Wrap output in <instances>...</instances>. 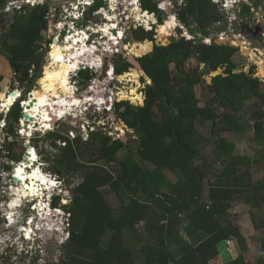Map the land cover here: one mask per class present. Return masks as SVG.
I'll list each match as a JSON object with an SVG mask.
<instances>
[{
    "label": "trees",
    "instance_id": "trees-1",
    "mask_svg": "<svg viewBox=\"0 0 264 264\" xmlns=\"http://www.w3.org/2000/svg\"><path fill=\"white\" fill-rule=\"evenodd\" d=\"M49 2L7 11L9 1L0 0L2 46L11 68L22 77L20 86L27 87L28 93L40 78L42 44L51 42L42 36ZM102 4L100 0L94 9ZM217 6L212 0H186L177 17L187 25L196 23V29L189 30L192 35L210 38L212 27L224 20ZM243 7V14H252L249 6ZM142 9L159 13L153 0H142ZM56 12L59 16L60 11ZM10 13L14 14L12 22L5 18ZM92 14L88 11L86 20ZM132 33L137 42L147 40L131 43V51L136 57L145 55L140 63L159 88L156 91L147 85L144 106L114 103L118 118L139 139L124 143L100 132L88 140L79 136L74 141L59 132L46 135L54 148H59L58 141L65 144L52 170L81 181L73 188L70 205L63 207L70 214V237L61 248V264H212L220 255V246L228 241L245 254L247 239L231 210L238 203L248 206L254 228L264 231V180H254L252 173L253 157L264 163V83L253 77L254 66L248 74L235 73L237 49L218 44L216 39L195 46L193 40L181 38L168 46L155 44L151 52L153 42L158 41L154 27ZM120 57L114 59L117 76L131 67ZM192 58L206 65L208 74L223 70L212 79L216 92L211 87L212 97L204 107L199 106L195 93L202 72L186 68ZM171 65H175V74ZM79 77L84 86L94 79L90 71L80 72ZM126 77L138 80L139 74L132 71L122 78ZM3 81L0 75V94ZM136 94H131L133 101L142 102ZM221 108L224 112L219 113ZM21 117L22 109L16 104L8 120L17 124ZM201 126L209 128L206 136ZM245 126L254 133L251 156L229 140ZM14 130L11 126L8 132L14 135ZM121 152L125 154L118 163ZM168 174L175 175L176 182ZM105 190L116 196L117 208L108 202ZM58 201L53 200V207H58ZM260 244L256 259L257 264H264V236Z\"/></svg>",
    "mask_w": 264,
    "mask_h": 264
},
{
    "label": "rangeland",
    "instance_id": "rangeland-1",
    "mask_svg": "<svg viewBox=\"0 0 264 264\" xmlns=\"http://www.w3.org/2000/svg\"><path fill=\"white\" fill-rule=\"evenodd\" d=\"M12 1L14 3H19L18 0H12ZM35 1L36 0H30V2L33 4L36 3ZM68 1L74 2L76 0H68ZM185 1L186 0H164L163 3L165 5V7L167 8V10L164 12L167 14V18H170V16H174V18H176L180 22V24L182 25V27L184 29L183 36L187 35V37H186L187 39H185V40H187V41L193 40L194 42H196L198 39L204 37V36L199 35V34L192 35L190 33V31H189L190 29H196V23L190 22V24L187 25V24H184L183 22H181L179 20V18L177 17V13L180 11V9H179L180 5H182L183 2H185ZM113 2H114V6H115L116 0H113ZM212 2L217 3V5H218L217 8L221 12V14H223L224 20L221 23H218L212 27V29H213L211 32L212 35L210 36V38H207V39L211 42H212V40L216 39V42L218 44H225V43H227L228 40L231 39L234 41L233 45H235V46L237 44H240V43H245V46L248 47V51L251 49L253 51V54H256L257 58L259 57V61L256 60L257 58L254 59L252 57V55L250 54L251 50L249 51L250 53L248 54L246 50H245V52H243L240 48V50H238V52L235 53L233 56V60L238 66L236 73L244 72V73L248 74L251 71L252 67L255 66L256 69H255V73H254L253 77L258 78L259 80L261 78H264V46H263V44H264V30L260 26V22H262L264 24V0H260V2L258 0H231V1L229 0V3L226 2V4L224 5L225 6L224 9H222L223 6H221L222 5L221 1L219 3V0H212ZM255 2H259L257 7H256ZM68 3L69 2H67V0H62V1L51 0V2H49L50 10H51V7L55 8V6H61V8L63 10L65 8V5ZM41 4H44V3L42 2ZM243 4H246L247 6H249L251 8L250 9V11L252 13L251 15H247L245 13L243 14V12H242L244 10ZM17 5L19 6L20 4H17ZM24 7H26V8L31 7L32 8L31 4H24ZM124 10L127 11V8H124ZM88 11L89 10H87L83 13L82 22L80 23V25L76 26L75 31L80 32V33L85 35V37L87 39V40H84L86 47L94 45V47L92 49H89L87 51V53H89V54L93 53L92 54L93 59L90 58V56L86 55L85 53H84L85 57L82 56V58H79V59L84 58L83 59L84 61L82 60V65L90 64V67H92L93 65H95V66L97 65L96 68H99V66L103 64V61L105 62V58H107V55L103 51V48H100L96 45L97 43H96V39H95L94 34L96 33V31L100 30L101 28L97 26L95 18H94V14H92V17L90 19L86 20L85 17H86V13ZM145 13H147V12H142V15L139 14V15L135 16L134 18L137 21L147 19V22L144 21L145 28H147L145 30H151L154 27V32L156 33V36L158 35V41L156 40L157 43L153 42V48L151 49L153 51L154 46H155V44H158L161 35L159 33V26L157 24V21L154 20L152 17H147V15ZM142 16L144 19L142 18ZM5 18H6V20H9L12 22L14 19V14L10 13V14L6 15ZM149 20H152L153 24H155V25L150 26ZM160 21H161V18H160ZM166 21H167V19L165 21L164 20L162 21L163 25H165ZM98 22H99L98 25L103 26V29L100 30L99 32L102 31L101 33L106 34L105 28L108 27L109 25L106 24L105 22L100 24V20H98ZM116 23H117V20H116ZM219 28H220V30H219ZM50 29L49 30L47 29V32L49 33V35L51 34L50 32L55 33V36L51 34V36L55 37V38H49V40L52 39V42L54 44L52 43L49 51H48L49 46L47 47V50H45L44 47L42 46L43 50L41 52L44 54L43 67L40 71V78L35 82V85L37 86V84H39V87H36L34 85L33 90L30 93H28L27 87L20 86L22 83L21 82L22 77L19 75H16L14 73V70L10 66V63L7 59V54H6V52L2 46L3 33L0 30V75L3 76V78H4V81L1 83L0 103L3 102L6 99V97L15 90L19 91L20 97H22L21 100L28 99L29 95H31L32 92L41 91L42 83L49 81V78L47 76V70H48V67H50V63L52 61L53 56L55 55V50H56V48H58V45H59L58 36L56 35L59 32H54L53 30H50ZM183 29H181V30H183ZM116 30H120V28L112 30V33L114 35L111 34V36H109L110 39L113 40L114 37L117 38ZM176 31L177 30L171 32L170 35L175 34L179 40V39H181V35H179L178 32H176ZM45 35H46V32H42V36L44 37ZM156 39H157V37H156ZM208 40L203 39V41H208ZM128 41L130 43H134V42L135 43H144L141 41H139V42H137L136 40L134 41L131 36H128ZM64 43H66V42H62L61 45H64ZM162 44L164 45L165 42ZM46 45H47V42L45 41L44 46H46ZM102 45L104 46V42L102 43ZM159 45H161V44H159ZM124 47H127V44ZM130 49L131 48L124 49L126 56H123L122 58H125V60H129L130 58L132 59L136 55L139 56L137 53H135V51L133 52V51H131L132 49L131 50ZM132 54L135 56H132ZM140 56H142V55H140ZM97 57L100 58L101 61H96ZM114 59H116V58H113V60L110 61V64L115 67V60ZM201 65L202 64L199 63V60L197 58H192L186 63V66H187L186 68L191 69V71H195L198 68L200 71H202ZM79 68H81V67L79 66ZM170 68L173 71V73L175 74L176 73L175 65H171ZM81 69H83V67ZM92 71H94V70H92ZM132 71H136L139 74L138 80H136V81L135 80H129V79L127 80V77L124 79L122 78L123 76H126L127 74L131 73ZM219 71L223 72V70H219ZM77 72L78 71H76V73L75 72L72 73L71 74L72 76L70 77L71 86L73 88H75L74 86L76 85V83L79 84V82H80V77H78V78L75 77L76 74H78ZM142 72L143 71L139 70L136 66L133 65V67H131L127 73H124V74L118 76L113 84L108 83L111 80H113L114 75L112 73H111L112 74L111 76H108L107 80H105L103 83H100L96 80L101 75V73L96 72L97 75H96V79L94 82H91V83L89 82L86 86L78 85L79 86L78 87L79 93L78 94L75 93L77 95L76 96L77 99L75 98L78 101L77 103L71 104L68 101L69 99L68 100L66 99V101H65L66 107H64L62 105V103H60V102H59L58 107L53 105L54 102L52 103V108L50 109V110H52V112H54V113H62L63 112V115H61L59 120L64 119V117L72 115V117H68L67 121L63 120L62 122H59L58 124L53 125L52 128H50L51 130H49L48 132H43V133H39V134H38V132H40L39 130L42 129V125L39 122L40 119H39V121L33 120V121H29L28 123L26 121H24L23 127L28 126L29 130L31 129L32 123H35L34 125H32V128H34L32 134H31L32 137H29L31 135H28V132L23 131V127H22V133L21 134L24 136H27V138L22 139V137L19 138V137L14 136V142L8 148V150H10L12 148L10 156H12V157L21 156L24 159L25 153L27 151L26 145L29 144L31 149L33 147H35V145H37V148L36 147L35 148L38 152L40 161L42 162V164H44L43 170L45 172H47L48 174L52 175L53 177L55 176V178H59V180L64 182V184H65V186L58 188L56 192L58 194H65L67 192V187L69 189H71V187H72L68 196L67 197L61 196V200L59 199V201H58V204H59L58 207L61 210H59V209H58V211L50 210L49 208H47V206L45 204H43V205L40 204L39 210L41 212V217L38 218L36 212L34 214L31 213V211L27 212V215H29V216L34 215L32 218L37 219L34 221L36 223L33 222V226L31 229L32 235H33L32 237L35 236L37 240L33 245L29 241H26L24 239L22 240V242H23V245L25 246L26 249H28V247H31L30 250L32 252H34V253L38 252L39 253L40 260H41L42 264H47L45 261L46 258L48 256L52 257V255H53V259H54L55 264H61V262H62L63 256L61 254V250H62L61 248L64 244V241L66 239H68L69 232L67 230V227L70 224V223H67V220L70 219L69 218L70 214L68 211H65V209L63 207L65 206L66 203H67V206L70 205V203L73 200V196L75 194V192L73 191V188L76 184H79L81 182L77 178L70 180L66 176H62L59 173L54 172L52 170L53 167L55 166V160H56L55 158L57 155H59L62 152L60 150V148H63V146H65V144L58 141L57 144L59 145V148H54L51 145V141L46 137V135L50 132H59L61 135L68 137L71 141H74L79 136L82 137L83 140H88L89 136H91V134H95V133L100 132V133H104V135L112 137L114 140L116 139V137H120V136H123L124 138H126L127 141H129L131 139H137L138 140L139 136H137L134 131L130 130L129 128H126V124H124L123 121L118 118V116L115 113L114 108H112L110 111L104 110L103 106H101V105L103 104L104 100L107 103L108 99H110L111 105L112 104L114 105V102L129 101L134 106H144L145 97H146L145 93H146L147 85L149 83V77L145 76L144 73H142ZM110 77H112V78H110ZM212 78H213V74L207 75L205 78L203 77L202 82L199 83L195 87L196 98L198 100L199 106H201V107H204L212 97V95H211L212 92L209 90L208 86L206 85V83L203 80L206 79L207 81H209L208 83H210V85H212V82H211ZM143 79L145 80L144 83H143ZM101 84H104V85H101ZM111 85H113V88H110ZM75 90H76V88H75ZM108 91H111L112 94H107V96H106V93ZM132 91L138 92L136 95L140 96L143 99L142 102L138 101V100L133 101L134 97L132 96L133 94L131 95ZM88 93L90 95H85ZM82 95H85V96L83 97ZM20 97H17L16 100L18 101V99ZM89 98H90V100H89ZM52 99L56 100L54 98H52ZM92 104L94 105L93 107H91ZM13 105H14V103H13ZM249 106H252V104H250ZM100 108H102V109H100ZM4 110H5V112L8 113L9 109L6 110L5 108H0V118H3L4 113H3V115L1 113ZM27 112H28V110H27ZM222 112H224L223 109L222 108L219 109V113H222ZM9 114H10V112L8 113V116L6 119L7 120V128L9 130V127L14 126L15 127L14 133L18 134V131H19V129L21 130V128H18V124L12 123V122H10V120H8ZM5 115H6V113H5ZM245 118H247V123H249L248 122L249 116H245ZM252 124H254L253 121H252ZM89 126H91L93 128L89 129ZM201 128H202L201 131L203 132L201 134L206 136L209 132V128L207 126H201ZM253 136H254V133H253L252 128L245 126L243 131L241 132V134H239L238 136L230 135L229 140L234 141L238 145L240 152H242L243 154H248L251 156L253 154V151H252ZM124 154H125L124 152L120 153V155L118 156V163L124 157ZM0 156H3V152L0 153ZM0 163H1V161H0ZM83 163L86 166H88L87 160H83ZM263 164L264 163L262 161L253 157L252 173H253L254 180H264V165ZM33 170L34 169L32 168V170H28L27 172L29 174H31ZM70 176H73V175L70 174ZM168 176H169L171 181L176 182L177 177L175 175L168 174ZM8 183L10 184L9 181H8ZM19 183H21V180ZM51 187H52V185H51ZM46 189H47V187H46ZM105 191H106L105 195H106L108 202H110V204L114 208H117L119 205V202H118L116 196L108 190H105ZM14 198H15L14 195L9 194L7 197V203L10 200L12 202V200ZM11 202L9 204L10 208L12 207ZM231 211L236 212V215H234L235 219H236V225L239 226L240 230L242 231V233L245 235V237L247 239L248 251L245 254H240L236 248V245L233 242L228 241V242H226L220 246V255L216 260H214L212 262V264H257V259H256L257 251L259 250V248L261 246L260 239L264 236V231L263 230H257L254 228L252 221H251L250 212H249L250 208L248 206H245L243 203H238L237 206L235 208H233V210H231ZM2 212H4V213L8 212L6 205H5V207L2 208ZM21 214H23V209H18L16 218H20ZM262 215L264 216V210L262 212ZM22 218H24V215H22ZM42 219H43V221H42ZM1 222L3 223L2 219H0V223ZM62 223L63 224L65 223L64 226L62 225ZM40 226H42V227H40ZM4 229H5V227L3 226V228H2L3 232H4ZM55 229H57L56 232H55ZM138 229L140 230V233L144 231V228L142 227V225L138 226ZM191 229H192L193 233L196 232V231H194L193 228H191ZM17 232H18V230H15L13 228L12 230H10L6 233L11 234L12 236L16 237ZM6 233H4V234H6ZM194 236L196 239L197 234L194 233ZM190 240H191V238H190Z\"/></svg>",
    "mask_w": 264,
    "mask_h": 264
},
{
    "label": "bare ground",
    "instance_id": "bare-ground-1",
    "mask_svg": "<svg viewBox=\"0 0 264 264\" xmlns=\"http://www.w3.org/2000/svg\"><path fill=\"white\" fill-rule=\"evenodd\" d=\"M216 5H217V3H216ZM136 7H137V3H136ZM166 10H167V8L164 9V11H166ZM131 11L133 14H136L140 10L136 11L135 9H132ZM143 12H145V11H143ZM136 16H137V14H136ZM147 17H150V15H147ZM260 26L264 30V24L262 22H260ZM181 29H183V27L180 24V22L176 18H174V16H170V18L167 19L165 25H163L159 31V33L161 35L160 40H159L160 44H162L166 41L169 44H171V42L168 41L171 38V36H175L176 41H177L178 38L175 34L170 35L171 32H173L175 30L180 31V32H178V31H176V32H178V34L181 35V38L187 39L186 38L187 35L183 36L184 29L183 30H181ZM100 30H102V29H100ZM110 30L111 29L109 26L106 27L105 33L109 34ZM75 33H76V36L72 37L69 41H66V43H64V45H60V44L58 45V48H56V50H55V55L53 56L52 61L50 63V67H48V70H47V76L49 78V81L42 83L41 91L32 92V94L30 95V98H29V100L32 98L33 99L35 98L36 103H35L34 107L26 113H29L30 116H32L34 121H39V119H40L39 122L42 125L43 130H50V128H52V126L54 125L55 121H59V118L61 117V115H63V112L62 113H54V112H52V110H50L52 108L53 102H54L53 105L56 107H58L59 102L62 103V105L64 107H66L65 106L66 99L67 100L69 99L68 101L71 104H75L78 102L76 100L77 97L75 95V88H73L71 86L70 77L72 76L71 75L72 73L79 71V66L82 65V60L84 58L83 59H79V58H82V56L85 57L84 53L86 52V50H85L86 46H85L84 40H87V39H86L84 34L77 32V31H75ZM203 39L208 40L207 37H205V38L203 37ZM73 40H74V42H72ZM210 42L211 41H209V40L203 41V43H206V44L210 43ZM233 42L234 41L230 39L225 44L231 46V45H233ZM236 46L240 47L243 52H245V50H246L248 54L250 53L249 51L251 49L248 51V47L245 46V43H240V44H237ZM127 48H131V46L128 45ZM250 54L252 55V57L254 59L257 58V55L253 54L252 50H251ZM132 56H135V55L132 54ZM256 60L259 61L258 58ZM96 61H101V59L97 57ZM95 67H97V65ZM109 71H110V69H109ZM129 80H135V79L131 78ZM208 82L209 81H207V83ZM131 94L135 95L136 91H132ZM17 97H20L19 91L15 92L14 97H12L11 94H9L6 97V99L0 103V108H5L6 110L10 109V107L13 105V103L14 104L16 103ZM52 98H54L56 100H53ZM29 100L27 99L26 101L28 102ZM89 100H90V98H89ZM26 104H23L24 108L26 107ZM34 124L35 123H32V125H34ZM32 125H31L32 130L31 129L29 130V127L26 126V127H28V130H25L26 127H23V131L28 132V135H31L33 132V129H34V128H32ZM30 149H29V152L31 153V156L25 157L24 164L19 166L18 170L15 171L17 174L16 176H17L19 182L21 180V183H19V187L17 186L18 187L17 189H16V187L12 189L13 195L15 196V198L11 202L12 207L10 208L8 206L9 215H10V217H8L9 221H12L13 218H16L17 210L21 207L22 200L25 197H40L41 202L39 203V205L40 204L43 205V201H42V197L44 196L43 191L45 190L46 187H47V189H50L51 185H53V183H50L48 181L47 177L45 175H43L39 169L35 168V166H32V164L36 160V153L32 149L31 150ZM27 168H30L28 170H32V168L34 170L32 171L31 174H29L26 170ZM39 205H38L36 211L32 210V212H34V213L37 212L38 218L41 217ZM33 221L34 220H30V222L26 226V230H24L27 233V237L29 239H31V237H32V230L31 229L33 226ZM42 221H43V219H42ZM40 227H42V226H40Z\"/></svg>",
    "mask_w": 264,
    "mask_h": 264
},
{
    "label": "clouds",
    "instance_id": "clouds-1",
    "mask_svg": "<svg viewBox=\"0 0 264 264\" xmlns=\"http://www.w3.org/2000/svg\"><path fill=\"white\" fill-rule=\"evenodd\" d=\"M39 1V2H38ZM102 1V0H101ZM220 1L222 2V5L221 6H223L222 7V9H224V5L226 4V2L227 3H229V0H219V3H220ZM231 1V0H230ZM23 2V1H22ZM36 3H31V2H29V3H27V4H31V6L32 7H34L37 3H46V0H36L35 1ZM78 3L77 4H73L72 6H70L69 5V3L68 4H66L65 5V8L62 10V12L60 13V17L58 16V15H54V10H52L53 9V7H51V10L49 11V14H48V16H47V27L42 31V32H44V31H47V29L49 28V27H51L54 31H56V32H59L58 33V35H60V38L58 37V42H66V40H67V37L69 36V37H75L76 36V33H75V28H76V26L78 25V23L81 21V19H82V16H83V13L85 12V11H87L88 9H89V7L90 6H92V4L93 3H96V5H97V3L98 2H100V0H78L77 1ZM122 2V1H121ZM103 5V4H102ZM236 5V4H235ZM24 6V5H23ZM106 7H108V12H106L104 9H105V7H103V6H100L99 8H97L96 10L95 9H93V14H94V17H98L99 18V20H100V24H102L103 22H105L106 24H108L109 25V23H110V20H108V18H110L111 20H112V22H115V20L112 18V15H114L115 16V14L117 13L116 12V10H114V11H112V9H111V7L109 6V5H106ZM23 8V7H22ZM74 8V9H73ZM101 9H103V11H101ZM54 21H56V25H55V28H53L52 26H51V24H52V22H54ZM95 21H96V18H95ZM121 22L122 21H120V22H117V23H119L118 25L121 27V31H123V29H125L124 27H123V25H121ZM73 25V26H72ZM141 26H144V25H141ZM99 27L101 28V29H103V26H101V25H99ZM109 27H110V25H109ZM111 28V27H110ZM112 30H114V29H111L110 30V32L112 33ZM100 30H98V31H96V33L94 34V36H95V39H96V45L98 46V47H100V48H106L105 46V43H107V44H111V42H112V39H110L109 38V36H111V33L109 32V34H103V33H101V32H99ZM118 31H116V33H117ZM113 34V33H112ZM57 35V36H58ZM114 35V34H113ZM117 35V40H119V45H120V49H121V54H117V53H114L113 55H111L112 57L111 58H109V57H107L108 59H109V62H108V64H109V66H110V71H112L111 69L113 68H115L114 66H112L111 64H110V61H112L113 60V58H117V57H119V56H126L125 55V51H124V49H127V47H124V46H126V44H127V46L128 45H130L131 43L128 41V36H129V33L127 32V30H126V34L125 33H120V34H116ZM55 36V35H54ZM45 38H46V36H44ZM50 38H55V37H50ZM100 38V39H99ZM70 39H68V41H69ZM75 40V39H74ZM105 40V41H104ZM128 41V42H127ZM47 42V45L46 46H44V43L42 44V46L44 47V49L45 50H47V47L49 46V49H48V51L50 50V47H51V45H52V39H51V42L50 43H48V41H46ZM73 42V41H72ZM104 42V46L102 45V43ZM111 45H114V43H112ZM43 47H42V50H43ZM94 47V45L93 46H87L86 47V52H85V54L86 55H89L90 56V58H92L93 59V56H92V54L93 53H91V54H89V53H87V51L89 50V49H92ZM104 51V50H103ZM128 51V50H127ZM109 51H107V53H108ZM106 58V59H107ZM90 60V59H89ZM105 64V62L103 61V64L102 65H100L99 66V68H96L95 67V65H93L92 67H90V64H86L85 65V68L84 69H81L84 65H80V67L81 68H79V71L77 72L78 74H80V72H82V71H90V70H94V72L96 73V72H99L100 71V69H103V65ZM204 65V64H203ZM205 66V65H204ZM88 68V69H87ZM219 70H222V69H219ZM218 70V71H219ZM110 71L108 72V76H109V73H110ZM113 72H114V70H113ZM217 72V71H216ZM76 73V72H75ZM202 73H203V71H202ZM215 73V72H214ZM223 73V72H222ZM235 73H236V71H235ZM211 74H213V73H211ZM112 75V74H111ZM208 75H210V74H208ZM108 76H107V78L106 79H104V81L105 80H107L108 79ZM202 76H203V74H202ZM204 77V76H203ZM214 78V77H213ZM212 78V79H213ZM212 79H211V82H212ZM151 80V79H150ZM111 82V84H113L114 83V80H111L110 81ZM211 87H212V85H211ZM210 87V88H211ZM17 90H15V91H13V92H16ZM78 89L76 88V90H75V93H77L78 94ZM76 95V94H75ZM77 96V95H76ZM106 96H107V94H106ZM29 98H30V95H29ZM29 98H28V100H29ZM22 99V97H20L19 99H18V101L12 106V107H14L16 104H19L20 105V107H21V109H22V114L23 113H26L27 112V110L24 108V106H23V104H22V101H26L27 99H25V100H21ZM27 102V101H26ZM115 103V102H114ZM94 105L92 104L91 105V107H93ZM101 106H103V108H104V110H111L112 108H114V105L112 104H110V99H108V102L106 103L105 102V100L103 101V104L101 105ZM12 107L10 108V110H9V112L11 111V109H12ZM109 108V109H108ZM100 109H102V108H100ZM68 117H72V115L71 116H67V117H64V119H61V120H59V121H55V123H54V125H56V124H58L59 122H62L63 120H65V119H68ZM21 119H24L23 117H21ZM25 120V119H24ZM27 123L29 122V121H27V120H25ZM19 126H20V128H21V125H20V119L18 120V123H17ZM23 127V126H22ZM93 127H91V126H89V129H92ZM43 130V129H42ZM51 130V129H50ZM44 131V130H43ZM93 133V132H92ZM38 134H39V132H38ZM91 134V133H90ZM30 137H32V135L30 136ZM121 137H123V136H120V137H116V139H120ZM27 137H25V139H26ZM36 146V145H35ZM37 148V147H36ZM36 148L35 147H33V149L35 150V152H36V160H35V162L32 164V166H35L37 169H39L40 171H41V173L43 174V175H45L46 177H47V179H48V181L50 182V183H53V185H52V187L50 188V189H46L45 188V190L43 191V193H44V197H42V200H43V204H45L46 206H47V208H49L50 210H56V211H58V209H59V207H53V200L55 199V198H59V199H61V196H64V197H67L68 196V194L70 193V191H71V189H72V187H71V189H69L68 187H67V192L65 193V194H58L56 191H57V189L58 188H61V187H63V186H65V184H64V182H62V181H60L59 180V178H55V176L53 177L52 175H50V174H48L47 172H45L44 170H43V167H44V164H42V162L40 161V159H39V155H38V152H37V150H36ZM29 151V150H28ZM21 157V156H20ZM26 157V156H25ZM25 157H24V159H23V157H21V160H19L18 162H21V164L20 163H15V165H16V167L15 168H17V170H18V168H19V166H21L22 164H24V161H25ZM18 166V167H17ZM28 169H30V168H27L26 170L28 171ZM17 175V174H16ZM15 175V176H16ZM14 184L15 185H17L18 187H19V181L18 182H14ZM6 187H8V184L6 185ZM17 187V188H18ZM11 192H13V190H9V193H11ZM10 202H11V200L7 203H4V205L2 206V208L3 207H5V205L7 206V209H8V206H9V204H10ZM41 202V199H40V197H25L23 200H22V203H21V208H19V209H23V214H21L20 215V218H13V223L12 222H10L9 221V219H8V217H10V215H9V209H8V212L7 213H4V212H2V209H1V211H0V219H2L3 220V223H2V226H4L5 227V229H4V231L6 230V231H10V230H12L13 228L15 229V230H18V232H17V236L16 237H20L21 239H23V237L27 234L24 230H23V227H26L27 225H25L24 224V222L26 221V219H27V217H29V220H37V219H35V218H32L33 216H29V215H27V212H29V211H31V213H33L34 214V212H32V210H34V211H36V209H37V207H38V205H39V203ZM65 206H67V203L65 204ZM59 210H61V209H59ZM37 213V212H36ZM22 215H24V218H22ZM70 218V217H69ZM70 220V219H69ZM33 221V222H34ZM27 222H28V220H27ZM65 224V223H64ZM64 224L62 223V225L64 226ZM8 226V227H7ZM69 226L67 227V230H68V232H69ZM54 231V230H53ZM57 231V229H55V232ZM25 234V235H24ZM22 235V236H21ZM27 236V235H26ZM69 237H70V232H69V236H68V239H69ZM68 239H66L65 241H64V243L68 240Z\"/></svg>",
    "mask_w": 264,
    "mask_h": 264
},
{
    "label": "built area",
    "instance_id": "built-area-1",
    "mask_svg": "<svg viewBox=\"0 0 264 264\" xmlns=\"http://www.w3.org/2000/svg\"><path fill=\"white\" fill-rule=\"evenodd\" d=\"M8 1L9 3L7 6V11H10L13 7H16L17 9H22L24 4H27L30 2V0H22L23 2L21 1L19 3H14L12 0H8ZM121 1H124V0H121ZM17 4H20V5L18 6ZM101 11H103V9H101ZM112 11H114V9H112ZM120 11H122V8H120ZM123 16L127 17L124 11L121 12V17ZM112 18L114 20H117V17H114V15H112ZM108 20H110V23H109L111 27L110 29H117V28L121 29V27L118 25L119 23H116V21L112 22L110 18H108ZM120 20H123V19H120ZM116 31H118L117 32L118 34L120 33L126 34V29H123V31L121 30H116ZM58 37L60 38V35H58ZM68 39H71V37L68 36L66 41H68ZM112 43H114V45H111ZM111 44L105 43L106 48H103L105 54L107 55V57L109 56V58H111L112 57L111 55H113L114 53L121 54L119 40H117L116 37L113 38ZM107 51L109 52L107 53ZM84 68H85V65L83 66V69ZM111 70L112 71H110L109 76H111V73H113V68ZM108 83H111V82H108ZM8 113L5 112V110L2 111L1 114L3 115V118H0V153L3 152V156H0V161H1L0 163V198H2L4 194L13 195V192L9 193V190H12L15 187L17 189V186L14 184V180H13V176L16 175L15 171H17V168H15L16 167L15 163L17 162L13 161V157L10 156L11 151L8 150V148L14 142V136L19 137V138L22 137V139L23 138L25 139V137H27L21 134L23 121H25L24 119H20L21 130L19 129L18 134L14 133L13 135L8 132L7 120H6ZM32 150L35 151L33 148ZM26 152H29V151L27 150ZM18 163L21 164V162H18ZM8 181L10 182V184L8 183ZM7 184H8V187H6ZM3 205L4 203L0 204V211ZM10 222H13V220ZM29 222L30 220H28V223ZM67 223H70L69 219L67 220ZM2 228H3L2 223H0V264H42V262L38 260L39 253L32 252L30 250L31 247H28V249H26L22 242V240L24 239L26 241H29L33 245L37 240L35 236L29 239L26 236L27 234L26 235L24 234L25 236L23 237V239H21L20 237H14L11 234H7L6 232L8 231L6 230L3 232ZM23 230H26V227H23Z\"/></svg>",
    "mask_w": 264,
    "mask_h": 264
},
{
    "label": "flooded vegetation",
    "instance_id": "flooded-vegetation-1",
    "mask_svg": "<svg viewBox=\"0 0 264 264\" xmlns=\"http://www.w3.org/2000/svg\"><path fill=\"white\" fill-rule=\"evenodd\" d=\"M49 1H51V0H49ZM78 0H76V1H74V2H70V1H68L67 0V2H69V5L70 6H72L73 4H77L78 2H77ZM126 3V0H124V2L122 1L121 2V4H125ZM96 6V3H93L92 4V6H90L89 7V11H92L93 12V9H94V7ZM122 8V11H124V13L127 15V17L126 16H123V21L121 22V25H123V27L127 30V32L129 33V36H131L132 38H133V40L135 41L136 40V38H135V34H133L132 33V31L133 30H136L135 29V26H137V20H135V18H134V15L132 14V8H130V7H126V6H122L121 7ZM124 8H127V11H125L124 10ZM129 9H131V10H129ZM94 18H96V24H97V26L99 27V25H98V20H99V18L98 17H94ZM82 22V19H81V21L78 23V25H80V23ZM137 28V27H136ZM143 42V41H142ZM221 45H224V44H221ZM158 46H166V45H163V44H161V45H158ZM231 47H234V48H236L237 49V52H238V50H240V47H238V46H235V45H232ZM131 50V49H130ZM236 52V53H237ZM151 53V52H150ZM150 53H148V54H150ZM147 54V55H148ZM143 56H145V55H143ZM143 56H141V57H134L133 59H135V61H137V62H139V64H140V68H138L139 70L141 69L143 72L142 73H145L144 75L145 76H147V74H146V72H145V70H144V68H143V66H142V64L140 63V59L143 57ZM258 59H259V57H258ZM254 61V60H253ZM201 62V61H200ZM130 65H131V67H133V63H130ZM135 66V65H134ZM110 67V66H109ZM130 67V68H131ZM255 67V66H254ZM129 68V69H130ZM256 69V68H255ZM255 69H254V71H255ZM114 70V72H113V75H114V77H113V80H114V82H115V80L117 79V75L115 74V68L113 69ZM129 71V70H128ZM127 71V72H128ZM90 72H91V74L94 76V79L92 80V81H90V83L91 82H94L95 81V79H96V73L94 72V71H92V70H90ZM100 73H102V69H100V71H99ZM126 72V73H127ZM101 76V75H100ZM100 76L98 77V79L96 80V81H98V82H100V83H103L104 82V79L102 80V81H100L99 79H100ZM76 78H78L79 77V74H76V76H75ZM148 77V76H147ZM202 78H203V76H202ZM204 81V80H203ZM145 82V80L143 79V83ZM78 85H81L80 84V82H79V84L78 83H76V85L74 86L75 88H77L78 89ZM101 85H104V84H101ZM148 85H150V83H148ZM81 86H84V85H81ZM107 87V86H106ZM111 88V87H110ZM112 88H113V85H112ZM209 88V87H208ZM146 89V88H145ZM91 90V89H90ZM89 90V91H90ZM209 90L211 91V88H209ZM78 93H79V91H78ZM106 94H112L111 93V91H108ZM145 94H147V89H146V93ZM85 95H90L89 93L88 94H85ZM85 95H82L83 97L85 96ZM145 99H146V97H145ZM12 150V148L10 149V151ZM19 159H20V156H14L13 157V161L14 162H18L19 161ZM7 197H8V195L7 194H4L3 196H2V198H0V204L1 203H6L7 202ZM61 200V199H60ZM29 218L27 217V219H26V221L24 222V224L25 225H27L28 224V222H27V220H28ZM34 223H36V222H34ZM38 260H40V256H39V258H38ZM46 263L47 264H55L54 263V259H53V255H52V257H50V256H48L47 258H46ZM40 262H41V260H40Z\"/></svg>",
    "mask_w": 264,
    "mask_h": 264
},
{
    "label": "crops",
    "instance_id": "crops-1",
    "mask_svg": "<svg viewBox=\"0 0 264 264\" xmlns=\"http://www.w3.org/2000/svg\"><path fill=\"white\" fill-rule=\"evenodd\" d=\"M56 1V0H55ZM60 1H62V0H60ZM112 2V3H111ZM153 2L154 3H156L157 4V8H158V10H159V13L158 14H156V13H150L149 11H147V13H145L146 15H150V16H154V17H152L154 20H156L157 21V24H159L160 25V17H162V19L165 21L166 19H164L163 18V14L161 13L162 11H164V9H165V5H164V0H153ZM218 2V1H217ZM102 3H103V7H105V11L106 12H108V7H106V5H109L112 9H114V10H116V14H115V16L114 17H117V22H120V21H123V20H120V19H123V17H121V12L122 11H120V8L124 5H126V7H130V8H132V9H135L136 11H138V10H140V11H138L136 14L137 15H142V12H143V10H142V0H126V3L125 4H121V0H116V3H115V6H114V2H113V0H102ZM136 3H137V7H136ZM132 4V5H131ZM161 4H163L164 5V7L163 8H161L160 7V5ZM214 4H216V3H214ZM117 8H118V10H117ZM53 10H54V15L56 16L57 15V12L56 11H60V13L62 12V8H61V6H55V8H53ZM131 10V9H130ZM133 14V13H132ZM136 14H133L134 15V17L136 16ZM120 18V19H119ZM143 18V17H142ZM144 19V18H143ZM116 21V20H115ZM144 21H146V19H144V20H139V21H137V26H135V29L136 30H138V29H141V28H143L144 30L145 29H147V28H145V23H144ZM147 22V21H146ZM55 25H56V21H54V22H52V24H51V26L53 27V28H55ZM141 25H144V26H141ZM149 25L150 26H154L155 24H153V21L152 20H149ZM137 27V28H136ZM51 27H49L48 28V30L50 29ZM50 30H53L52 28L50 29ZM54 31V30H53ZM147 31V30H146ZM44 32H46V40L47 39H49L50 37H51V34L52 35H55V33H53V32H50L51 34L49 35V33L47 32V31H44ZM54 32H56V31H54ZM56 35H58V34H56ZM142 42V41H141ZM143 42H147V40H145V41H143ZM135 43V42H134ZM59 44L61 45L62 44V42H59ZM157 46L159 45V44H156ZM155 45V46H156ZM225 45V44H224ZM154 46V47H155ZM226 46H228V45H226ZM154 50V49H153ZM152 51V50H151ZM147 55V54H146ZM120 58H122V57H120ZM131 59V58H130ZM130 59L129 60H127L129 63H130ZM133 59V58H132ZM199 63H200V61H199ZM201 64V63H200ZM203 64L201 65V67H202V71H203ZM196 72H202V71H200L198 68H197V70H195ZM203 74V73H202ZM149 83H150V78H149ZM64 121H67V119H65ZM40 132L39 133H43V132H48L49 130H39Z\"/></svg>",
    "mask_w": 264,
    "mask_h": 264
},
{
    "label": "water",
    "instance_id": "water-1",
    "mask_svg": "<svg viewBox=\"0 0 264 264\" xmlns=\"http://www.w3.org/2000/svg\"><path fill=\"white\" fill-rule=\"evenodd\" d=\"M18 1L21 2L22 0H18ZM161 13L163 14V18H164V19H168V18H167V14H166L164 11H162ZM177 31L180 32L179 30H177ZM168 41L171 42V43H174V42L176 41V37H175V36H171V38H170ZM158 44H160V42H159ZM202 44H203V38H200V39H198V40L195 42V46H199V45H202ZM164 45L168 46V45H170V44H169L168 42H165ZM108 62H109V59L107 58V59L105 60V64L103 65L102 73H101V76H100V79H99L100 81H102L103 79H106L107 76H108V72H109V69H110ZM130 63H133L136 67L140 68V64H139V62L135 61V59H130ZM140 70H141V69H140ZM141 71H142V70H141ZM14 73L16 74L15 71H14ZM144 74H145V73H144ZM222 74H223L222 71H217V72L213 73V77H216V76H218V75H222ZM207 75H208V71H207V67H206V65H205V66H203V76H204V78H205ZM260 78H261V77H260ZM261 79H262L263 81H262ZM261 79H260V81L264 83V78H261ZM204 82L206 83V85H207L209 88L211 87L210 83L208 84L206 79H204ZM150 85L154 88V90H156V91L159 90L158 86H157L156 84H154V83L152 82V80H150ZM36 87H39V84H37ZM111 88H112V85H111ZM212 92H213V93L216 92V90H215L214 87H212ZM11 96L14 97V96H15V92H12V93H11ZM26 103H27V105H26V108H25V109L28 110V111L31 110V109L34 107L35 103H36L35 98H34V99H33V98L30 99L28 102H26V101H22V104H26ZM9 110H10V109H9ZM9 110H8V112H9ZM22 117H23L25 120H27V121H33V118H32V116H30L29 113H23V114H22ZM123 123H124V122H123ZM124 124H125V123H124ZM18 128H20L19 125H18ZM126 128H128V127L126 126ZM25 130H28V127H26ZM120 140H122L124 143L127 142V139L124 138V137H121ZM26 149H27V150L30 149V145H29V144L26 145ZM25 156H26V157H30V156H31V153H30V152H26V153H25ZM13 180H14V182H18V181H19L18 178H17V176H13Z\"/></svg>",
    "mask_w": 264,
    "mask_h": 264
},
{
    "label": "snow or ice",
    "instance_id": "snow-or-ice-1",
    "mask_svg": "<svg viewBox=\"0 0 264 264\" xmlns=\"http://www.w3.org/2000/svg\"><path fill=\"white\" fill-rule=\"evenodd\" d=\"M160 7H161V8H163V7H164V5H163V4H161V5H160Z\"/></svg>",
    "mask_w": 264,
    "mask_h": 264
}]
</instances>
